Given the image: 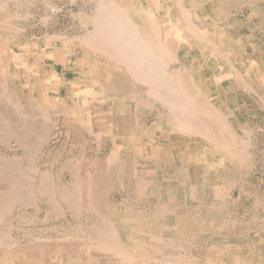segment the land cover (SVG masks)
<instances>
[{
	"label": "bare ground",
	"instance_id": "obj_1",
	"mask_svg": "<svg viewBox=\"0 0 264 264\" xmlns=\"http://www.w3.org/2000/svg\"><path fill=\"white\" fill-rule=\"evenodd\" d=\"M90 1L94 2V12L90 20L92 24L89 23L93 25V28L87 31L85 36L82 35L84 36L83 38H77L81 39L80 42L83 45H86L90 50L95 52L94 55H100L106 60V62L104 61L106 67L98 75V85L100 86L101 94L109 97V101L106 100L105 103L109 105L111 110L116 109L120 111L119 116L114 115L117 116L118 120H116L118 122V133L122 129L123 134H120L123 136L127 133L132 134L131 132L133 131L136 137L132 139V142H125L127 150L122 154L124 162L120 159L123 162V167L120 168L118 165L107 163L108 165H104V167L100 166L97 169V175L87 174L84 177L77 171L73 172V177L77 180V182L75 181V193L78 196L76 199L65 188L61 189L63 190L61 198L70 207H73L78 213H86L87 227L90 226L91 230L85 233L84 238L74 237L70 240V238L62 237L63 239L60 238L55 242L53 241L55 243L53 245H45V247L35 245V249H30L29 252L23 254L18 248L12 249V246H8L9 248L3 247V236L6 233L4 232L5 234L1 235L2 231L0 233L1 264H139V261L165 262L166 258L172 256L178 258L181 262L184 258L178 251L179 243L174 233L176 225L181 227V231L184 234L193 233L199 236L203 232L198 231L197 225V230H193L192 225L185 223L187 220L193 222V225L198 223L199 230L206 228L207 235L212 234V237L207 238L209 241L211 240L210 247L205 243L204 246L200 245L201 247L197 248L198 251H189V254H194L195 261L204 259L210 264L237 263L239 260L235 258L234 253L246 250L249 254L254 255L253 262L256 264L264 262V256H261L264 251L258 250L256 244L240 246L230 243L231 238L234 237L248 238L247 235H244L245 233L234 235L231 231L225 232L224 230V234L213 236L214 232H217L212 223H207V227L203 225V219L199 215L196 218V209L194 210L196 207L194 204L196 203L195 205H197L199 203L198 200L201 202L204 200L205 204L209 205L211 204L210 200H213L212 198L218 200L225 190L222 184L224 180L229 181V174L231 173H228V169L224 171V167H221L223 163L218 167H200L196 164L195 160L197 156L196 149H189L187 152H183L180 150L181 148H178L179 145L173 144L168 147V150L159 151L153 143L145 142L147 140L146 137L152 138L151 140L156 137L158 133L157 129L162 127V119L167 118L168 124L171 125L172 129L177 130V132L191 133L197 138L200 137L206 140L217 151L216 155L226 154L227 159L237 162L240 160L246 162L249 159L250 133H248V128L245 125H237L235 123V112L233 113L232 111L233 108L229 102V94L239 92L244 87L242 79L245 73L243 74V69H241L243 68V60H241L243 59V55H248L252 63L253 61H257L254 57L257 48L251 46L250 50H248L245 46L247 41L255 38V33L252 32L251 36H249L246 33V29L253 31L257 15L260 13L263 15L264 0H241V6L249 8V16L244 15L243 8L240 10L242 15L237 10H233L229 6L230 0ZM2 3L0 4V31L14 34L17 30V26L13 23L15 17L10 14L12 11L9 13L4 8V4L2 5ZM44 4L46 5V3ZM47 6L49 5L47 4ZM50 10L56 12V8L55 10ZM53 39L47 43L58 41L61 45H69V41L73 40V38L68 39L65 36L59 35ZM75 39L73 41H76ZM18 59L20 58L18 57ZM91 66L93 67V65ZM246 69L248 71L250 68L246 67ZM258 69L259 65L256 66L254 72H258ZM87 70L90 69L87 68ZM253 75L256 77L257 73ZM246 83L248 84V82ZM7 87L5 88L7 89ZM87 87L89 88L90 84ZM90 88L92 89V87ZM84 90L78 92L82 93ZM87 90L89 94L91 90ZM1 91L7 95V90L3 88ZM110 101H113V103ZM138 106L157 110L158 121L152 127L146 128L144 125L140 126L136 113ZM18 107L20 108V105ZM124 115L125 117H123ZM138 136L139 139L137 138ZM18 139L20 140L21 138L15 140ZM28 151L30 150L28 149ZM185 155L188 160L184 159ZM7 159L9 158L7 157ZM184 160L187 162H184ZM9 163L12 162L10 161ZM216 172H218L219 181L215 178ZM10 177L12 178V176ZM43 177H45V174ZM14 182L13 184L16 185ZM101 183H107L110 187H116L119 191V196H121L120 200H115L112 203L110 201H99L98 203L97 199L100 195L99 188L102 187ZM46 184L47 182L45 186ZM92 185H97L98 191H95L91 187ZM15 187L14 189L16 190ZM194 188L196 191L199 190L202 193L201 196L198 194L193 195ZM49 189V186L44 187V191L48 193L51 192ZM26 190L23 187L17 190L18 194L16 192L12 196H10V192V194H7L13 198V201H18L20 200L19 197L22 196L24 198V195L27 193ZM145 195L149 197V201L146 204L154 205V207H149V210H141V203L138 201L145 197ZM223 195L225 194L223 193ZM8 196L7 198H9ZM150 200H154L153 203ZM50 201L52 200L50 199ZM263 203L260 200L257 201L259 205ZM167 216H170V218ZM173 216H177L175 217L176 220H173L175 219ZM85 220L82 221L85 222ZM229 221L232 220L228 219L227 222ZM261 228L258 229L261 230ZM258 236L260 238L263 237L260 233ZM247 247L250 250H247ZM201 249L203 250L201 251ZM210 249L216 250L218 256L214 255ZM220 255H225V261L220 259ZM23 257L26 260H21Z\"/></svg>",
	"mask_w": 264,
	"mask_h": 264
},
{
	"label": "rangeland",
	"instance_id": "obj_2",
	"mask_svg": "<svg viewBox=\"0 0 264 264\" xmlns=\"http://www.w3.org/2000/svg\"><path fill=\"white\" fill-rule=\"evenodd\" d=\"M230 1L229 6L232 7L233 10H237L239 14L242 15L240 10L243 8L244 15L249 16V8L241 6V0ZM1 3L2 5L4 4V8L7 9L9 13L12 11L10 14L15 17H13L15 20H13V23L17 26V30L14 34H7L0 31V41L2 40L0 42V82L2 83H0V95L2 94V96H0V200L2 198L0 204L3 207L2 209L0 206V233L2 231L3 233H1V235L6 233L2 241L4 248L12 246V249L18 248L25 254V252H29L30 249H35L36 246L45 247V245H53L55 244L54 242L60 238H70V240H72L74 237H85V233L91 230L90 226H88L89 228L87 227L86 213H78L77 210L70 207V205L61 198V193L63 191L61 189L65 188L67 192L72 194L76 199L78 197L75 193V184L77 180L73 177V172L77 171L84 177L87 174L97 175V169H99L100 166L104 167V165L110 163L118 165L120 168L123 167L124 159H122V154L127 150L125 142H132V139L135 138L136 135L135 132L132 131V134L127 133L123 135V137L121 135L123 134L122 129L120 130L121 134L118 133L117 116L120 115V111L110 109L109 105L105 103L109 97L101 94L100 86L98 85V75L106 67V60L100 55H94L95 52L90 50L86 45H83V43L80 42L81 39L77 38H83L85 33L93 28L90 20L94 12V2L90 0H0V4ZM44 3H46V5ZM47 4L50 7L47 6ZM55 8L56 12L50 10H55ZM263 17L264 13L263 15L262 13L257 15L253 31L251 29H246V33L249 36H251L252 32L255 33V38L253 40L250 39L251 41H247L248 43L246 42L245 46L248 50H250L251 46L257 48L254 56L257 61H253V63L255 62L253 64L248 55H243V59H241L243 60V68L241 69H243L242 73H245L242 79L244 87H242L239 92L229 94V102L233 108V113L235 112V123L237 125H245L248 128V133H250L248 147L250 153L249 159L246 162L243 160L237 162L227 159L228 157L226 154H220L218 156L216 155L217 151L213 149V146L206 140L200 137L197 138L191 133L177 132V130L172 129L171 125L166 121L167 118L162 119V127L157 129L158 133L156 137L151 140L152 138L149 139L150 137L148 138L145 136L147 139L145 142H151L150 144L153 143L159 151L168 150V147L173 144L176 146L179 145L178 148H181L180 150L183 152H187L189 149H196L197 156L195 160L196 164L200 167H218L223 163L221 167H224V171L228 169V173H231L229 174L230 182L224 180L223 184L225 183V185L222 184V187L225 189L223 192L225 195L222 193L223 196L221 195L218 200L212 198L213 200H210L211 204L214 203L212 206H210L211 204L206 205L204 200L203 202L198 200L199 205H195L196 203L194 204L196 207L194 208V210L196 209V218H198L199 215V217L203 219V225L207 227V223H212V226L215 227V231L217 232H214L213 236H216V234H224V230L225 232L231 231L234 235L245 233L244 235H247L248 238L243 239L234 237L231 238L230 243L240 246L256 244L258 250L264 251V203L262 205L260 204V208V205L257 204L258 200H260L261 203L264 202ZM58 35L65 36L68 39L73 38V40L77 38L78 40H70L69 45H61L58 41L47 43ZM18 57L20 59H18ZM91 65H93V67ZM257 65H259V71L254 72ZM246 67L250 69L247 71ZM87 68L90 70H87ZM255 73H257L256 77L253 75ZM246 82H248V84ZM89 84L93 90L87 87ZM5 87H7V89ZM3 88L7 90V95L9 91L8 97L6 93H2L1 90ZM85 88L86 90H84ZM87 89L91 90L89 94ZM81 90H84L87 94H85L84 91L82 93L78 92ZM110 102L113 103V101ZM17 104L20 105V108ZM21 110L22 112H20ZM136 113L140 126L144 125L146 128H150L158 121V112L156 109L150 110L143 106H138ZM46 114L49 116H46ZM123 117H125V115ZM81 122L84 123L81 124ZM17 138H21L20 140L18 139L19 142L21 141L20 143L18 140H15ZM137 138L139 139V136ZM28 149L30 151H28ZM58 151L61 154H58ZM7 157L9 159H7ZM184 157L185 160H188L186 155ZM120 159H122L123 162ZM185 160L184 162H187ZM10 161L12 163H9ZM36 162L37 164H35ZM26 166L28 167L27 169ZM44 174L45 177H43ZM217 174L218 172H216L215 178L219 181L220 179ZM10 176H12V178ZM45 181L47 182L46 186H49V190L54 193L44 191V187H46ZM13 182L16 183V185L17 183L19 184L16 186ZM22 185L25 190L28 188L26 190L28 194L26 193L27 196L24 195V198L18 195L20 200H14V202L13 198L10 196H12L14 192L17 193V190L20 188H23ZM95 186L92 185L91 187L94 188L95 191H98L97 185ZM109 187L107 183H103L102 187L99 188L101 197L99 195L97 199L98 203L99 201H110L112 203L115 200H120L121 196H119L117 188L114 186ZM197 191L194 188L193 195L198 194L201 196L202 193L199 190ZM9 192L11 193L10 196H8V194H10ZM5 193L8 194L6 195ZM7 196L9 198H7ZM148 198L149 197L145 195V197L138 200L141 203V210H149V207H154L152 204H146V202L149 201ZM50 199L52 201H50ZM153 201L154 200H150L152 203ZM167 217L170 218V216ZM175 217L177 216H173V218ZM228 219L232 221L227 222ZM82 220H85V222ZM173 220H176V218ZM185 223L187 225H192L193 230L198 226V231L203 232L200 233L199 236L193 233L184 234V232L181 231V227L176 225L174 233L179 243L178 251L184 258L181 262H185L183 264H210L204 259L195 261L194 254H189V251H198L197 248L201 247L200 245L204 246L205 243L210 247L211 240L209 241L207 238L212 237V234L207 235L205 231L207 230L206 228L199 230L198 223L193 225V222L189 220H187V222L185 221ZM258 228H261V230ZM259 233L263 236L262 238L259 237L260 235L258 236ZM13 241L15 243L14 245ZM247 248V250H250L249 247ZM202 250L203 249H201V251ZM210 250L214 255L218 256L216 250ZM234 255L239 261L237 263L230 262L227 264H256L252 261L254 255L249 254L246 250L235 252ZM220 256V259L225 261V255ZM261 256L263 257L264 253L263 255L261 254ZM166 259L165 262L160 263L139 261V264H182L178 258L173 256ZM21 260H26V258L23 257ZM193 261L195 262L193 263ZM2 262L5 263L4 260H2ZM257 264H264V262Z\"/></svg>",
	"mask_w": 264,
	"mask_h": 264
}]
</instances>
